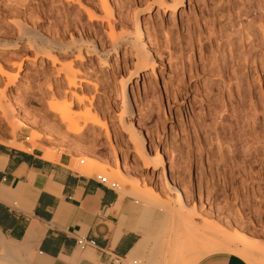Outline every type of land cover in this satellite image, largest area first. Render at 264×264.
Instances as JSON below:
<instances>
[{
	"label": "rangeland",
	"instance_id": "obj_1",
	"mask_svg": "<svg viewBox=\"0 0 264 264\" xmlns=\"http://www.w3.org/2000/svg\"><path fill=\"white\" fill-rule=\"evenodd\" d=\"M148 1L0 0V142L21 143L26 150L40 146L48 154L69 151L81 173L92 170V176L117 181L121 194L138 190L170 205L163 240L169 259L163 264H183L178 261L186 251L200 257L230 248L239 255L243 246L244 257L255 254L264 261V43L254 48L261 63L246 67L240 53L246 57L251 49L236 42L239 31L260 22L264 0H185L176 11L145 12ZM105 9L111 10L108 17ZM135 16L155 70L145 68L129 83L130 111L122 82L135 59L127 57L126 44L119 46L121 56L110 51L101 66L99 57L85 49L81 56L58 50L45 56L17 39L20 26L64 42L86 30V38L109 48L110 32L133 33ZM261 24L258 36L264 32ZM15 106L28 123L18 119ZM69 113L76 116L70 128L61 119ZM132 120L144 134L146 149L162 153L168 183L162 167L133 150L126 128ZM244 132L254 144L252 168L227 147L244 139ZM215 133L223 143L221 154ZM171 183L180 187L184 203L176 201ZM184 232L189 235L181 234L186 247L177 260L174 240Z\"/></svg>",
	"mask_w": 264,
	"mask_h": 264
},
{
	"label": "crops",
	"instance_id": "obj_2",
	"mask_svg": "<svg viewBox=\"0 0 264 264\" xmlns=\"http://www.w3.org/2000/svg\"><path fill=\"white\" fill-rule=\"evenodd\" d=\"M45 153L40 146L26 150L0 142V264H125L131 257L163 264L169 259L163 240L170 217L165 219L159 206L104 186L91 170H76L77 158L69 151L49 152L51 158ZM79 238L89 242L79 246ZM182 260L248 264L229 251L200 257L186 251Z\"/></svg>",
	"mask_w": 264,
	"mask_h": 264
},
{
	"label": "bare ground",
	"instance_id": "obj_3",
	"mask_svg": "<svg viewBox=\"0 0 264 264\" xmlns=\"http://www.w3.org/2000/svg\"><path fill=\"white\" fill-rule=\"evenodd\" d=\"M184 1L185 0H150L148 2H145L143 11L152 12V10L155 7L156 8H160L161 11H167V10L176 11V10H179V8L183 5ZM259 9H260V16H259L260 22L256 23V24H252L251 26H247L246 28H243L241 31H239V33L240 32H243V33L242 34L240 33L238 39L236 40V42L239 45L240 44L242 46L244 45L245 48L248 46L251 49L250 54L246 55V57L243 55V52L240 53V57L244 58V64L246 65V67H248L249 64H252L255 67L258 64V59H259V61L261 63V58L258 55H256L257 53H256V51L254 49V48H257L259 45H263V43H264V32H261L262 36L260 34H259L260 36H258V33H260V32L256 31V29H258V28L262 29L263 25L261 24V22L264 21V9H263L262 6H260ZM105 12L107 14V17H108V15L111 14V10L110 9L109 10L105 9ZM92 15L93 14H90V16H92ZM89 21H91V20H89ZM252 23H253V21H252ZM134 24H135V28H134V32L133 33L122 32L119 35H117L113 31H111L110 32L111 43L109 44L110 45L109 48H102V47L99 48L98 45H96L97 44L96 39H94L91 36H90L91 38H89V39L86 38L87 35L89 36V34H88L89 31H86V30H85V32L81 31L78 34V36H76L74 38H71L67 42H64L61 39H52L49 36L43 34L40 30H38L36 28H28V27L20 26V29L18 31L17 39L26 41L28 46L30 48H33V50L36 53H39V54L45 55V56H48V55L52 54V50H58L59 52L76 51L77 54L79 56H81L83 51H84L83 49H85V52H87L89 54H95V55H97L99 57V61H100V65L101 66L107 65V62H108L107 57H108L110 51H113L116 54L117 58L119 56H121V53H119V46L121 44H123V43L126 44L128 46V47H126L127 57L129 56V59H132V60L135 59V62L132 65L133 68L129 71L128 76L122 82V87H123L122 89H123V93H124L123 95L126 97V102H124L125 103L124 106H125V109L127 111H130L132 109V107L134 106V101H133L134 99L132 98V95H131V91H130L131 89H129V83L133 82L134 78H137L140 75L141 70H144L145 68H148L149 70H151L152 74H153V72L155 70V68H154L155 57L151 54L150 49L146 45V41L142 37V30L140 28L139 16H135ZM81 27H83V26L81 25ZM17 44H18L17 41H15L13 44L9 45V48L11 50H14V49L17 48ZM3 45H6V44L4 43ZM261 50L264 51V49H261ZM79 58H81V57H79ZM151 76L152 75H150V77ZM136 82H137V80H136ZM151 83H152L151 79H148L147 84L149 85ZM143 85H144V83H143ZM147 88H148V86L144 85V89H147ZM58 97H59V94H58ZM127 97H128V99H127ZM3 110H5V108H3ZM14 110H15L14 113L17 112L18 116H19V118L18 117H16V118L20 119V117L23 116L22 112L19 111L17 106L14 107ZM52 111H54V110H52ZM75 117L76 116H74V115L69 113V114L62 115L61 119H62L63 123L65 125H67L68 128H70V127L75 126V123H76ZM84 119L87 120L88 118L86 116H84ZM122 119L123 118H120V120H122ZM20 120H18V121L19 122H21L22 120L25 121V119H22L21 121ZM24 121H22V122L24 123ZM27 121H28V119H27ZM11 122L13 124L14 130H16L17 127L15 125V122L14 121H11ZM26 123H28V122H26ZM126 128H127L128 132L130 133V139H131V142H132V145H133L132 147H133V150L136 152V154L139 157H141L142 159L147 160L150 163L151 166H154V167L155 166H160V167H162V175H163L162 177L168 183L169 182L168 181V177H167L166 173L163 171L164 170L163 169L164 168V159H163L162 153L160 151H155V150L152 151V153H150L146 149L147 147L144 146V144H145L144 134L141 131L137 132L135 130V122L133 120L131 122L127 123V127ZM76 132L78 134H80L82 132V130L76 131ZM217 134L215 133L214 137L217 140L216 141L218 143L217 147H218V150L220 149L219 152L221 154L223 152L221 150V146H222L223 143H221V141L218 139L220 136L217 135ZM210 135H212V134L210 133ZM243 135L246 136L244 139H237L236 142H234L232 144H228L227 147H228V150L230 152L234 153L233 156H236V157L239 158V160H241V163L244 164L243 166H245V167L246 166H250L249 168H252L251 167L252 163H254L256 161L255 157H254V159L252 158V156H253V153H252V148L253 147H252V145H254V144H252V145L249 144L250 141L247 140L248 139V137H247L248 134L246 132H244ZM240 138H243V136H241ZM25 146L26 145H23L21 143L17 144V147L19 149H24ZM230 146L233 147V148L229 149ZM44 157L45 158H51V156L48 153H45ZM233 158H235V157H233ZM118 159H119V156L116 157L115 160H118ZM223 160H224V158H223ZM236 164H238V163H236ZM262 164L264 165V161H263ZM120 166H122V164ZM262 167L263 168H261V170H264V166H262ZM123 168L126 169V170H129V168L125 167V165H124ZM241 168L243 169V167H241ZM87 170H89V169H87ZM91 172H92V170H91ZM87 173L90 174L89 171H87ZM109 176H111L110 173H109ZM118 179L120 180V178H118ZM171 185H172L171 188H172V190L174 192V197H175L176 201L182 202L184 200V194L181 191L180 187L177 184H175V183H171ZM125 194H129L131 196H141V199L143 198V200H145L148 205H154V206L157 205V206H159L164 212L165 219L173 211V210H171V206L170 205L161 203L157 199H155V197H151V196L145 195V194L141 193L138 190H135L133 192L126 191ZM183 203H184V201H183ZM182 206H183V204H182ZM190 229H192V228H190ZM181 234H184L186 236L189 235V233H187V232L177 233L176 234V242L174 244V250H175L174 254H175V258L177 260L181 258V251L186 247L184 241L180 240V237H182ZM162 238H163V235H162ZM225 241H227V239H225ZM251 246H256V245L253 244ZM246 249H247L246 246H243V248L241 249L242 252L239 254V256L242 257L248 264H264V261L262 259H260L259 256L255 255V254H250V256L244 257V255L248 254L246 252ZM223 251H229V252H232V253H236L235 252L236 249H234V251H231L230 248H227V249H225ZM140 263L141 264H159V263H154V262L146 263V262H144L142 260H141Z\"/></svg>",
	"mask_w": 264,
	"mask_h": 264
},
{
	"label": "built area",
	"instance_id": "obj_4",
	"mask_svg": "<svg viewBox=\"0 0 264 264\" xmlns=\"http://www.w3.org/2000/svg\"><path fill=\"white\" fill-rule=\"evenodd\" d=\"M82 162L83 161L81 160V163ZM95 178L98 182H100L101 184H103L104 186H106L112 190H118L119 189V183L117 181L111 180L102 174L95 175ZM87 242H89V241L85 240L84 238L77 239V244L79 246H83ZM117 261H118V259H117ZM125 264H140V261L137 258H130L129 260H127L125 262Z\"/></svg>",
	"mask_w": 264,
	"mask_h": 264
}]
</instances>
